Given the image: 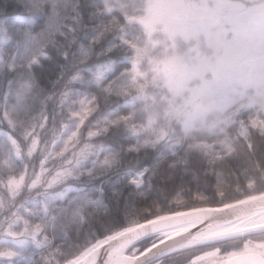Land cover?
I'll return each mask as SVG.
<instances>
[{
    "label": "snow or ice",
    "instance_id": "snow-or-ice-1",
    "mask_svg": "<svg viewBox=\"0 0 264 264\" xmlns=\"http://www.w3.org/2000/svg\"><path fill=\"white\" fill-rule=\"evenodd\" d=\"M123 14L113 0H0V137L9 155L17 159H23L25 147L34 148L29 158L38 157L41 165L33 181L41 190L35 194L41 197V212L53 228L66 220L83 223L88 213L102 211L111 226H90L87 247L113 230L139 224V237L122 249L130 264H165L177 257L182 264H193V255L182 256L185 249L174 238H166L157 216L151 210L137 213V202L128 199L135 195L156 203L160 182L156 172L182 157L175 148L165 152L159 143L141 142V133L126 126L128 114L111 103L125 74L119 64L127 57L118 61L114 55L127 47L122 39L126 35ZM224 22L238 23L236 18ZM102 101L105 114L96 115L102 111ZM113 112L117 115L109 118ZM82 113L89 114V121L92 116L96 120L79 123ZM239 119L243 122L245 117ZM260 120L264 122V116ZM69 121L78 124L68 136L75 137V143L71 147L65 143L59 152L41 153L37 126L63 129L61 139L53 143L55 149L63 142ZM129 153L135 159L125 164L123 156ZM12 216L19 213H10L5 218L8 223L0 228L9 226ZM42 232L48 236L47 225L37 221L25 229L24 243ZM56 238L53 230L51 240ZM33 246L41 245L33 239ZM20 255L11 250L0 253V260L19 264L15 258ZM96 259L97 264H110L106 256ZM24 264H32L31 259L26 257Z\"/></svg>",
    "mask_w": 264,
    "mask_h": 264
},
{
    "label": "trees",
    "instance_id": "trees-1",
    "mask_svg": "<svg viewBox=\"0 0 264 264\" xmlns=\"http://www.w3.org/2000/svg\"><path fill=\"white\" fill-rule=\"evenodd\" d=\"M144 1L113 0L124 13L121 23L126 35L122 39L127 44L125 49L114 55L118 61L121 56L127 59L119 64L120 68L125 69L119 93L110 99L111 103L119 104L121 110L128 114L126 126L141 133V142L159 143L165 152L175 148L182 159L156 172L160 180L156 203L135 195L128 197L130 201L137 202L135 211L147 214L151 210L157 216L197 206H217L263 192L264 122L260 117L264 116V99H258L253 106L243 107L242 102L249 99L246 98L221 113L205 117L200 125L183 129L180 120L172 115L168 107L164 81L154 72L159 47L150 46L143 28L137 22L142 15ZM116 15L119 16L120 11ZM104 114L102 101V111L96 115ZM108 115L115 118L117 113ZM240 115L245 117L243 122L239 119ZM95 120L96 116L89 121V114L82 113L79 123ZM64 127L67 131H64L62 143L68 145L75 141V137L68 139V136L73 127L78 128V124L69 121ZM37 131H41V153L50 150L59 152L63 147L62 143H57L53 149V143L61 139L63 129L53 130L50 126L41 130L37 126ZM21 143L23 145V141ZM33 150L25 147L23 159H17L9 155L8 146L0 137V224L8 223L5 218L10 213H19L18 217L12 216L9 226L0 228V251L7 249L9 252L10 248L1 238L8 236L3 234L5 230L24 238L25 229L39 221L47 225L48 236L45 237L42 232L37 237L39 247L30 243L23 251L15 250L21 254L15 259L19 264H24L26 257H32V264H61L87 247L89 239L86 233L90 226L97 229L110 227V219L102 211L93 210L83 223L66 220L56 223L53 228L41 212V197L35 194L39 190L28 188L31 179L35 178L36 168L41 167L38 157L29 158L28 153ZM133 159L135 157L131 153L123 156L125 164ZM19 178H23L20 188L13 189L16 185L14 182ZM106 202L110 207L114 206L112 200ZM53 230L57 237L55 241L51 240ZM7 263L0 260V264Z\"/></svg>",
    "mask_w": 264,
    "mask_h": 264
},
{
    "label": "rangeland",
    "instance_id": "rangeland-1",
    "mask_svg": "<svg viewBox=\"0 0 264 264\" xmlns=\"http://www.w3.org/2000/svg\"><path fill=\"white\" fill-rule=\"evenodd\" d=\"M142 6L137 22L150 46L159 47L154 72L164 81L168 107L183 129L246 98L243 107L264 99V0H145ZM229 18L238 23H225ZM34 179L28 188L40 191ZM5 232L1 238L9 251L37 241L33 234L25 244L26 237Z\"/></svg>",
    "mask_w": 264,
    "mask_h": 264
},
{
    "label": "water",
    "instance_id": "water-1",
    "mask_svg": "<svg viewBox=\"0 0 264 264\" xmlns=\"http://www.w3.org/2000/svg\"><path fill=\"white\" fill-rule=\"evenodd\" d=\"M262 214L264 191L217 206H197L157 215L156 223L166 238H174L176 244L185 247L209 239L232 237L243 224ZM140 228L139 224H134L96 240L91 247H85L86 251L74 255L71 264H97L98 255L106 256L110 264H130V258L122 254V249L139 237Z\"/></svg>",
    "mask_w": 264,
    "mask_h": 264
},
{
    "label": "flooded vegetation",
    "instance_id": "flooded-vegetation-1",
    "mask_svg": "<svg viewBox=\"0 0 264 264\" xmlns=\"http://www.w3.org/2000/svg\"><path fill=\"white\" fill-rule=\"evenodd\" d=\"M183 248L181 255H193V264H264V214L243 224L232 237L209 239ZM219 249L223 251L217 259ZM165 264H182L181 257L167 259Z\"/></svg>",
    "mask_w": 264,
    "mask_h": 264
}]
</instances>
